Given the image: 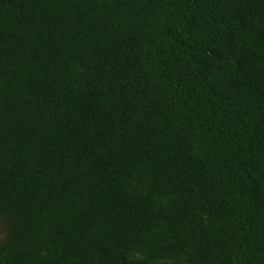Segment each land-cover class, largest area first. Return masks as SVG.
Masks as SVG:
<instances>
[{"label": "trees", "instance_id": "trees-1", "mask_svg": "<svg viewBox=\"0 0 264 264\" xmlns=\"http://www.w3.org/2000/svg\"><path fill=\"white\" fill-rule=\"evenodd\" d=\"M0 264H264V0H0Z\"/></svg>", "mask_w": 264, "mask_h": 264}]
</instances>
